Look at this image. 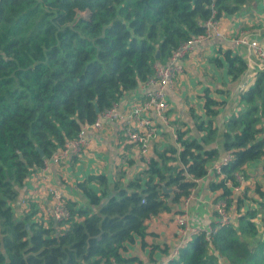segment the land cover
I'll return each mask as SVG.
<instances>
[{"label":"trees","instance_id":"1","mask_svg":"<svg viewBox=\"0 0 264 264\" xmlns=\"http://www.w3.org/2000/svg\"><path fill=\"white\" fill-rule=\"evenodd\" d=\"M255 1L0 0V264H141L124 256L128 245L138 239L151 257L160 249L146 242L154 235L147 222L182 205L219 158L218 150L208 149L217 138L219 103L208 95L207 121L196 123L203 139L178 130L181 150L159 154L133 181H115L112 191L106 177H90L78 186L88 205L67 203V221L45 226L32 215L18 218L20 189L67 141L202 34L213 11L220 19ZM227 60L235 80L245 75L239 55ZM240 100L242 110L225 124L224 149L232 159L210 186L230 207L226 182L236 183L239 172L247 181L245 167L264 159V70ZM94 182L106 188L101 196L89 187ZM163 183L172 194L164 193ZM260 214H241L237 226L213 224L211 241L204 232L193 236L167 264H264V237L249 242L261 229L264 236V217L260 227L256 223Z\"/></svg>","mask_w":264,"mask_h":264},{"label":"crops","instance_id":"2","mask_svg":"<svg viewBox=\"0 0 264 264\" xmlns=\"http://www.w3.org/2000/svg\"><path fill=\"white\" fill-rule=\"evenodd\" d=\"M223 30V39L204 43L189 55L184 61V72L177 79L173 90L168 91V124L161 128L160 136L155 140L149 158L139 156L138 149L122 140L123 125L120 122L106 123L102 129L89 128L86 136L89 145L82 156L72 158L61 165L50 164L46 170L34 173L20 189L16 207L18 218L32 215L33 221L43 222L45 208L50 197L48 188L54 186L65 194L67 203H76L79 207L88 205L79 184L86 182L92 176H104L109 180V190L113 183L121 181L127 184L148 169L151 160H158V155L171 148L181 150L177 141V131H187L196 139H203L205 134L197 129V121H207L205 114L206 96H210L219 103L215 126L218 128L215 142L209 143L208 149H216L219 158L216 165H221L228 156L224 149L225 124L233 116H238L242 110L240 94L250 88L257 73L264 70V62L256 58L247 47L236 45L235 39L248 36L258 39L264 45V0H256L235 15H224L220 19ZM239 55L247 64V71L240 79L235 80L229 72L228 56ZM143 98L141 85L134 91L126 94L121 100V109ZM196 118V122H195ZM211 166V169H214ZM200 179L194 189L193 198L188 207L184 203L173 206L172 213H161L148 222L146 242L149 246L157 245L160 249L150 254L149 247L142 249L137 239L134 245H128L124 254L127 258H139L141 264H167L172 253L178 247L179 237L175 218L178 214L188 212L192 227L207 229L215 224V203L220 199L221 191H212V182H218L222 177L213 175ZM247 181L245 193L237 197L231 206L233 224L238 225V218L249 210H260L256 223H261L264 217V159L257 160L245 167ZM89 187L99 196L105 187L91 183ZM262 206V208H261ZM261 226V225H260ZM259 226V227H260ZM155 260V263L151 262Z\"/></svg>","mask_w":264,"mask_h":264},{"label":"built area","instance_id":"3","mask_svg":"<svg viewBox=\"0 0 264 264\" xmlns=\"http://www.w3.org/2000/svg\"><path fill=\"white\" fill-rule=\"evenodd\" d=\"M220 19L217 17V12L213 11L212 16L202 23L204 29L202 34L183 43L173 53L167 63L156 66L155 75L145 84L141 85V89L143 90L142 100L132 102L127 106V109L123 110L121 109L122 105L118 102L111 109L101 113L94 124L86 125L77 138L67 141L52 158L46 160L41 170H46L50 164L61 165L72 158L82 156L85 148L89 145L86 136L87 130L89 128L100 130L108 122L122 123L123 142L135 146L139 151V156L148 159L153 143L163 130L161 128L164 127V124L166 126L168 124V91L174 89L177 79L183 74L184 61L189 55L193 54L204 43L223 39L224 35L220 25ZM235 42L239 47H247L256 58L264 62V45L260 40L243 35L237 38ZM231 159L232 157L228 155L221 165H216L214 169H211L212 174L218 177H224L222 167L228 164ZM209 172L208 176L210 174ZM236 183L237 185H235ZM236 183L232 181L226 182V186L232 190V204L237 197L245 193L244 187L246 179L242 172L236 174ZM193 192L194 190L191 196L185 200V207L189 206L193 198ZM48 195L50 201L45 208L44 218L47 221L54 220L59 223L67 221L70 218V211L67 206L65 194L60 189L50 186L48 188ZM214 208L216 214L215 225L222 227L233 224L231 207L228 205L227 199H219L215 203ZM190 218L188 212L178 214L175 218L179 244L172 253L171 260L178 257L179 251L191 241L193 236L204 232L208 241L212 239L215 232L212 225L207 229L192 227ZM113 264L119 263L113 262Z\"/></svg>","mask_w":264,"mask_h":264},{"label":"rangeland","instance_id":"4","mask_svg":"<svg viewBox=\"0 0 264 264\" xmlns=\"http://www.w3.org/2000/svg\"><path fill=\"white\" fill-rule=\"evenodd\" d=\"M239 38V37H238ZM237 39V38H236ZM235 39V40H236ZM168 99V98H167ZM237 113H239V112H237ZM198 119V121L200 120L199 118H197ZM197 120H196V118H195V122H196ZM214 121H215V119H214ZM162 185H166L165 183H163ZM239 219V218H238ZM47 223H49L48 224V226L49 225H51V222H47ZM258 224H260L261 225V223H258ZM260 225H258V226H260ZM264 236H263V233H262V229H261V233H260V236H258V238L257 239H251L249 242L253 245L255 242H256V240H259V239H262ZM225 261L224 260H222V259H220V262H219V264H225L224 263Z\"/></svg>","mask_w":264,"mask_h":264},{"label":"water","instance_id":"5","mask_svg":"<svg viewBox=\"0 0 264 264\" xmlns=\"http://www.w3.org/2000/svg\"><path fill=\"white\" fill-rule=\"evenodd\" d=\"M98 113H99V110H98ZM41 156L43 157V153H42V152H41ZM163 191H164V193H166V194H172V193H173V190L167 188L166 185H163Z\"/></svg>","mask_w":264,"mask_h":264}]
</instances>
